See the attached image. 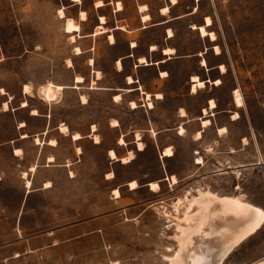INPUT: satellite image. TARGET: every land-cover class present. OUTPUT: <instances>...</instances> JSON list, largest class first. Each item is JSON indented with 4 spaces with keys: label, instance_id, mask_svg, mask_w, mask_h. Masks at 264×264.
I'll list each match as a JSON object with an SVG mask.
<instances>
[{
    "label": "rangeland",
    "instance_id": "obj_1",
    "mask_svg": "<svg viewBox=\"0 0 264 264\" xmlns=\"http://www.w3.org/2000/svg\"><path fill=\"white\" fill-rule=\"evenodd\" d=\"M72 1L0 0V264H169L168 259L179 250L173 238L174 223L184 212L182 207L176 212L174 205L198 190L239 198L264 212V0H177L179 13L189 14L198 7L197 13L171 26L178 55L187 56L180 71L188 75L201 68L199 53L207 51L203 57L208 70L203 68L201 74L222 81L219 87L212 82L190 95L189 103L199 110L208 96L215 99L218 112H230L222 115L225 119L239 114V120H228V133L226 129L215 148L199 149L204 161L201 167L196 165L200 157L194 158L193 143L187 138L173 139L164 128L170 120V97L154 103V114L148 107L132 110L129 102L134 93L126 90L135 86L125 85V71L119 72L115 64L127 40L125 31L132 30L121 19H136L138 5L155 7L156 0ZM98 1L106 6L97 9ZM118 2L123 4L122 16L116 14ZM62 8L67 18L81 25L82 37L75 42L65 33V20L59 16ZM81 11L87 13L86 22L79 20ZM99 16L107 18L108 27L125 28L112 33H116L117 45H108L107 34L86 36ZM205 17L212 20L207 30L216 34L215 42L192 29L204 25ZM76 47L82 55H75ZM215 47L220 48V55ZM220 65L226 69L223 75ZM211 68L214 71L208 72ZM124 69L128 72L131 66ZM77 76L85 80L79 88H75ZM26 85L31 93H25ZM48 85L64 88L57 100L44 99L43 88ZM235 90L243 107L233 99ZM117 94H123L120 103L113 101ZM81 96L88 104L82 105ZM23 102L27 108H21ZM22 123L26 129H20ZM62 125L68 127L67 136L79 133L86 137L78 173H71V178L70 168L64 166L71 163L73 147L70 137L62 134L50 188L24 204L25 187L13 171L19 167L11 143L45 126ZM57 132L51 136L58 137ZM93 134L100 145H95ZM122 134L127 135L126 144L117 147L119 160L112 164L107 151L116 147ZM135 135L140 136L144 151L134 143ZM170 142L175 157L163 158V145L170 147ZM129 151L134 159L122 164L120 159ZM171 175L177 184L169 181ZM132 181L139 186L135 191L128 187ZM154 182L160 185L157 192L147 186ZM114 190H119L120 198L116 199ZM261 262L264 221L222 264Z\"/></svg>",
    "mask_w": 264,
    "mask_h": 264
},
{
    "label": "crops",
    "instance_id": "obj_2",
    "mask_svg": "<svg viewBox=\"0 0 264 264\" xmlns=\"http://www.w3.org/2000/svg\"><path fill=\"white\" fill-rule=\"evenodd\" d=\"M118 4L122 6V10L118 8ZM178 4H179L178 1H177V4H173L171 0H156L155 7L151 3L138 5L137 12L139 16L136 15V19L135 18L121 19L131 24L132 30L130 31H127V30L125 31L124 27H119V26L108 27L109 23L107 22V18L105 16H99L98 21L94 25L91 33H88L86 36L87 37L94 36L97 26L100 24L101 18L106 19V24H104V28L106 32L104 34H107V41L110 35H113L115 38L114 44H110V42L108 41V45L110 47L117 45L116 33L112 34L114 31L121 30L127 33L126 35L127 40L120 47L121 54L116 60V63H118V61L122 63V69L121 70L118 69V71L119 72L125 71V75H124L125 85L127 87L135 86V88H129L126 90V93H130V94L134 93L133 94L134 97L132 100H130L129 104L130 103L132 104V102H135L137 103L138 107L147 108L148 100L146 96L144 95V93L152 95L151 101L153 102V105L154 103H161L165 101L167 96L170 97V120L168 121L169 125L167 127H164L165 130L168 133H170L173 139L174 137L177 140H183L185 138L189 139L191 143H193V148L195 151L194 158L196 159L198 156L203 159V157L201 156V153L199 152V149L204 148L205 150L208 151V149H212L213 147L215 148V145L217 143H220V139H222L223 136L228 133V126H229L228 120L231 122H235L234 120H232V116L235 112L229 115L227 119H225L222 115L224 113L226 114L230 112L228 111L218 112L217 105L215 109H212L209 101H214L215 104H216V101L215 99L208 97V96H206V98L203 99L199 110H194L192 105L189 103L188 97L193 94L192 93V87L194 84L192 82L193 77L195 76L198 77L199 81L205 82L206 85L211 84L212 82L216 80H221V79L220 77H217L216 79H214V81H212V79L211 80L206 79L202 76L203 75L201 74L202 69L205 68L208 70V62L206 59L205 60L207 62V67H202L201 65L202 60H201L200 61L201 68L197 67L194 72H191L188 75H186V73L180 71V67L183 63L182 60L183 58L187 56L178 55V52H180V48L178 44L176 43V40H175L176 35L174 34V31H173L174 29L171 26L175 21L185 18L188 15H193L197 13L198 7L197 8L193 7L192 12L189 14L179 13L175 9V7ZM143 7H145L146 10L142 11L141 8ZM167 7L169 8V13L167 15L162 14V10ZM97 9H101V8H97ZM60 10L64 11L65 8H62ZM123 10H124L123 4L121 2H118L116 14L120 15L121 12H123ZM172 13L174 14L172 15ZM171 15L173 17H171ZM146 16H149L150 18L148 22H144L143 20L144 17ZM206 18L207 17L204 18V21ZM79 20L81 21V13H80ZM149 22L151 23L148 24ZM204 25L197 26V28H200ZM80 33L76 34L77 38L81 36ZM199 35L203 39L208 38V37H202L200 33ZM153 47H155L156 50H153ZM165 50H171L173 51V54L165 55ZM206 52L207 51H205L204 53L200 52L199 56L204 59L203 55ZM142 58H144L147 61L148 65L140 64V60ZM124 66H128V67L131 66V69H129V71L126 72V70L124 69ZM221 66H224V65H220L218 68L220 70V74L223 75L224 73L221 71ZM116 67H117V64H116ZM213 69L214 68H211L208 72H213L214 71ZM162 73H166V75L162 76ZM130 77L136 83L129 84L127 79ZM200 91L201 90H199L198 92ZM236 91L237 90L233 92V99H234V93H236ZM198 92L196 94H198ZM157 94L163 95V99H159V100L156 99L155 95ZM117 95H120L122 97L123 94H117ZM131 104H130V107H131ZM82 105H86V104H82ZM131 109L134 110L133 108ZM204 110H207L208 114L206 115L203 114ZM154 111H155V106L154 108L150 109V112L152 114H154L153 113ZM181 111H185L186 113L185 117L181 115ZM34 116H38V115H34ZM204 119H209L211 124L207 127H204L202 123ZM24 125H25L24 127L20 126L21 127L20 129H26L27 125L25 123ZM93 127H92L91 132L95 133L96 131L93 132ZM223 128L227 129V133L223 135H219V130ZM182 129L185 131L183 135L181 134ZM54 130L58 131L57 133H60L58 137L51 136V133L55 132ZM160 131L161 130H159L158 133ZM151 132H153V135L156 134L154 135V137L157 136V133L155 131L152 130ZM67 133H69V130ZM199 133L201 134L200 138H198ZM62 134L65 135L66 139L67 137H70L69 141L73 147V155L70 161L71 163L64 165L65 167L70 168L69 174H70V177L73 178L74 176L72 177L71 173L72 174L74 172L78 173L79 166L82 163L81 156L83 155V147L85 143L84 138H86L85 135H80L79 133H75V134H79L81 136V139L78 141H74L72 138L74 134L67 136L66 133L61 132V128H52L51 126H45L42 128V130L32 133L30 137L27 134H23V135H20L19 138L12 141L11 144L13 145L12 146L13 147L12 149L13 160L15 164L19 167V169H14L13 171L16 174H19V176L21 177L22 183L25 187L24 204L27 203L28 199L30 200L32 197L34 198V196L40 195L41 192L47 190L48 188L47 189L45 188V185L47 183L51 184L50 176L55 173V170H53L54 169L53 164H55L58 159V148H59V145L62 144V140H63ZM86 136L91 138L90 135H86ZM92 136H93L92 139L94 140V137L96 135L93 134ZM126 137H127L126 134L120 135V137L116 141V147H113L112 149H109L107 151L108 157L112 164H115L117 161H114L110 158L109 151L114 150L116 155L119 156L118 149H117V147L120 145L119 141L122 138L125 141ZM135 137H137V135H135ZM51 141H55L56 145L54 146L50 145ZM134 143L137 146V140L134 141ZM95 145H100V143L95 144ZM167 145L168 144L163 145V148L165 149L171 148L172 150V143L170 142V147H165ZM78 148L81 149L82 151L81 154L77 152ZM16 151H20V154L17 155ZM174 157L175 155L168 159H173ZM51 158L54 159V162L49 161V159ZM203 164H204V161H203ZM203 164H196V165L201 167ZM259 165L261 164L259 163ZM171 176H175V175H171ZM0 178H1V175H0ZM27 181L31 182V185H32L31 188H27L26 186ZM2 182H3V179L1 178L0 184Z\"/></svg>",
    "mask_w": 264,
    "mask_h": 264
},
{
    "label": "bare ground",
    "instance_id": "obj_3",
    "mask_svg": "<svg viewBox=\"0 0 264 264\" xmlns=\"http://www.w3.org/2000/svg\"><path fill=\"white\" fill-rule=\"evenodd\" d=\"M173 4H177V0H171ZM72 2L79 4L77 0H73ZM106 6L102 1H98L96 3L97 8H102ZM118 8L122 10V6L118 4ZM142 11L146 10L145 7L141 8ZM166 10V11H165ZM84 18L81 19V21L86 22L88 19L87 14L82 11ZM169 13V8H164L162 10V14L167 15ZM59 16L62 20H65V33L71 35V40L73 42L76 41L77 33L81 32V27L79 23H76L74 19L67 18L65 15V12L63 10H60ZM69 20L73 23V30L69 32L68 29V22ZM144 22H148L150 20L149 16L144 17ZM104 24H106V19L101 18L100 24L97 26V29L94 33V36H100L104 34L105 28ZM212 26V20L210 17H207L205 19V25L197 28V26H192L193 29L198 30L202 37H208L211 42H215L217 40L216 34L213 32H209L207 28ZM171 34V32H170ZM93 36V37H94ZM108 41L110 44L115 43V38L113 35L109 36ZM153 50H156L155 47H153ZM216 55H220L221 51L219 47L214 48ZM83 54V51L79 48H75V55L80 56ZM171 55L173 54V51L171 50H165V55ZM145 60L144 58H142ZM141 59V60H142ZM90 65H93V61L90 62ZM69 67H73V63L71 61L68 62ZM117 67L119 70L122 69V63L118 61ZM148 65L147 61L145 60V64ZM202 67H207V62L205 59H202L201 61ZM221 69H223V73H225L226 69L225 66H221ZM97 76H100V73L97 72ZM163 76V75H162ZM129 84L136 83L131 77L127 79ZM131 81V82H130ZM217 81V80H216ZM220 84H216L213 82L212 84L214 86H220ZM193 87H192V93L196 94L199 90L206 88V83L199 81L198 77H193L192 79ZM85 80L81 76L75 77V88H79L80 85L84 84ZM93 84H96V81L93 82ZM203 84L204 87H200V85ZM31 88L29 86H25V93H31ZM64 88L61 86H53L48 85L43 88V96L46 101L52 102L57 100L59 92H61ZM193 89H195L193 91ZM147 100H148V107L150 109L154 108L153 102L151 101L152 95L145 94ZM237 95H239V104H237ZM116 97H119L117 100ZM156 99H163V95L157 94L155 95ZM234 101L238 107H243V99L241 95L239 94V91H236L234 93ZM122 100V97L120 95H115L113 101L115 103H120ZM81 101L83 104H87V98L85 96H81ZM214 107L211 105L212 109L216 108V104L214 101ZM131 104V103H130ZM135 105V107H133ZM151 105V107H150ZM28 107L27 102L22 103V108ZM5 108H8V103L5 104ZM131 108L134 110L138 109V105L135 102H132ZM183 117L186 116V113L183 112ZM203 114H208L207 110H204ZM33 115H38L37 111L33 112ZM235 117V119H233ZM206 118V117H205ZM239 119V114L235 113L232 116V120L236 121ZM203 126L207 127L209 126L210 120L204 119L202 121ZM24 127V123L21 125ZM119 124L115 121L113 124V127H118ZM96 129L93 127V132H95ZM61 132L67 133L68 128L65 125L61 126ZM226 132V128L219 130V135H222ZM185 131L182 129L181 134L183 135ZM156 135V134H154ZM201 137V134H198V138ZM74 141H78L81 139V136L79 134H74L72 136ZM95 144H99L100 140L97 136L94 137ZM120 145H125L124 139H120L119 141ZM50 145L54 146L56 145L55 141H51ZM137 147L139 151H144V145L140 140V136L137 135ZM77 152L81 154V149L78 148ZM20 151H16V154ZM109 156L112 160L118 161L119 158L114 152V150L109 151ZM174 156L173 151L168 148L165 149L162 152L163 158H171ZM134 159V155L132 152H129L128 156L125 158L120 159V162L122 164H129ZM50 162H54V159H49ZM197 161H200V163L197 164H203L202 158H197ZM34 170V169H32ZM110 178H114L113 173L109 174ZM169 181L173 182V184H177V178L175 176H172L168 178ZM1 181V178H0ZM135 182L132 181L128 184V187L131 191L136 190L139 186L137 182V187L133 189L131 187V184ZM153 184L157 185V188L153 190L151 187ZM27 188H31V182H26ZM148 187L152 192H157L160 188V185L158 183H150L148 184ZM45 188H50V183H47L45 185ZM114 195L116 196V199L120 198V192L119 190H114ZM186 203V204H185ZM185 204V205H184ZM184 208L183 215L176 219V222L174 223L175 226V234L173 236L174 240L179 244V250L178 253L176 252L175 255H173L169 260V264H222L226 256L232 251V249L237 246L240 242H242L244 239L249 237L250 235L256 233V231L261 227L263 221H264V212L258 208H255L250 205L244 204L239 198H231V197H220L217 194L211 193V192H204L202 190H198L195 195L188 193L187 196L184 199H179L175 205L174 208L176 212H180V208ZM259 264H264V262H261Z\"/></svg>",
    "mask_w": 264,
    "mask_h": 264
},
{
    "label": "snow or ice",
    "instance_id": "obj_4",
    "mask_svg": "<svg viewBox=\"0 0 264 264\" xmlns=\"http://www.w3.org/2000/svg\"><path fill=\"white\" fill-rule=\"evenodd\" d=\"M77 2H79V0H77ZM165 11H166V10H165ZM83 18H84V15H83V13H81V19H83ZM67 30H68L69 32H71V31L73 30V23H72L71 20H69V22H68V29H67ZM140 64H145V60H143V59L140 60ZM221 71H223V69H221ZM162 75H166V73H162ZM130 82H131V81H130ZM215 83H216V84H220V81L217 80V81H215ZM200 87H204V85L201 84ZM194 90H195V89H193V91H194ZM116 99L118 100L119 97H116ZM209 103L212 104L213 107L215 106L214 103H213L212 101H209ZM237 104H239V95H237ZM133 107H135V105H133ZM150 107H151V105H150ZM181 115H184L183 111H181ZM233 119H235V117H233ZM17 155H19V153H17ZM197 163H200V161H197ZM131 187H132L133 189H135V188L137 187V184H136L135 182H133V183L131 184ZM151 187L153 188V190H155V189L157 188V185L153 184ZM169 251H171V249H169Z\"/></svg>",
    "mask_w": 264,
    "mask_h": 264
},
{
    "label": "built area",
    "instance_id": "obj_5",
    "mask_svg": "<svg viewBox=\"0 0 264 264\" xmlns=\"http://www.w3.org/2000/svg\"><path fill=\"white\" fill-rule=\"evenodd\" d=\"M196 154H198V153H196Z\"/></svg>",
    "mask_w": 264,
    "mask_h": 264
}]
</instances>
